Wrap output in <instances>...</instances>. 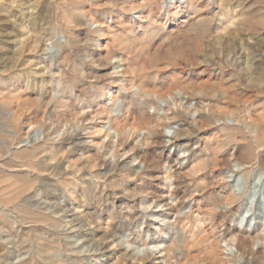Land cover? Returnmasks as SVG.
Masks as SVG:
<instances>
[{"label": "rangeland", "instance_id": "374dc122", "mask_svg": "<svg viewBox=\"0 0 264 264\" xmlns=\"http://www.w3.org/2000/svg\"><path fill=\"white\" fill-rule=\"evenodd\" d=\"M0 264H264V0H0Z\"/></svg>", "mask_w": 264, "mask_h": 264}]
</instances>
